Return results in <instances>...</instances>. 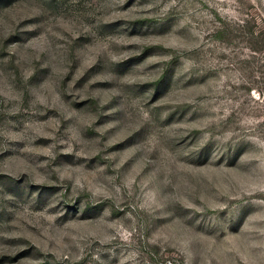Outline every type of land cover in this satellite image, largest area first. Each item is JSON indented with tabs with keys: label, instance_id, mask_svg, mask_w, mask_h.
Here are the masks:
<instances>
[{
	"label": "rangeland",
	"instance_id": "obj_1",
	"mask_svg": "<svg viewBox=\"0 0 264 264\" xmlns=\"http://www.w3.org/2000/svg\"><path fill=\"white\" fill-rule=\"evenodd\" d=\"M0 264H264V0H0Z\"/></svg>",
	"mask_w": 264,
	"mask_h": 264
}]
</instances>
